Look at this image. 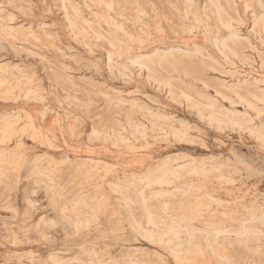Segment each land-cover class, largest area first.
<instances>
[{
    "label": "rangeland",
    "instance_id": "obj_1",
    "mask_svg": "<svg viewBox=\"0 0 264 264\" xmlns=\"http://www.w3.org/2000/svg\"><path fill=\"white\" fill-rule=\"evenodd\" d=\"M145 1L66 0L67 11L61 0H0V264H54L53 254L68 264H218L208 250L183 262L137 227L143 209L125 197L162 166L181 175L145 192H175L150 202L167 224L243 222L257 235L226 251L236 264H264V34L252 19L260 8L218 0L241 35L219 47L189 28L208 0ZM206 9L208 32L228 36ZM166 46L173 60L150 72L130 61Z\"/></svg>",
    "mask_w": 264,
    "mask_h": 264
},
{
    "label": "bare ground",
    "instance_id": "obj_2",
    "mask_svg": "<svg viewBox=\"0 0 264 264\" xmlns=\"http://www.w3.org/2000/svg\"><path fill=\"white\" fill-rule=\"evenodd\" d=\"M65 1L66 0H61V4L63 5L64 9L68 11V8L65 4L66 3ZM251 1H255L257 3L258 7L260 8V11H253L252 12L254 30H256V32H258L259 34L263 35L264 34V3H263V0H251ZM187 2L192 3L191 0H187ZM115 3H116V0H108L107 5L111 7ZM145 3H148V0H147V2L145 1ZM151 3L149 2V5H152V7H153L154 5ZM58 4H60V3H58ZM58 4H56V5H58ZM86 4H88V3H86ZM45 5H47V2ZM189 7L190 8L188 11H190L192 9L191 6H189ZM207 7H208V10H210L214 14L218 30L221 28H225V29L230 30V34L228 36L221 37L215 32H212V31L208 32V26H209L208 24H209L210 16L208 14V11L206 12ZM207 7H205V16L204 17L200 16L201 14L199 15L197 13H194V16H193L194 21H193V25L191 27H189L190 30H193L194 28H196V29L202 28L204 34L207 33L206 37H208V40L211 43H213L214 45L219 46V47L220 46L229 47L228 40H233V39L239 40L241 38V35L238 32V30L233 29V25L230 23V21H228L224 18V15L227 13V10L223 5L218 3V0H208L207 1ZM137 13L143 14V13H146V10L143 8L142 9L139 8ZM103 37L104 36L101 33H95V39H101ZM95 39H94V41H96ZM109 42L114 47V49L119 51L121 46H118L115 43H112L110 40H109ZM176 51L177 50L174 46H166L165 48L154 47L147 54L140 53L138 55L130 57V61L132 64L138 66L141 71L147 70L150 72L151 67H152L151 65H158V64H161L164 62H171V60H173L172 58H174V53ZM112 55H113V53H109V59H112ZM118 56H121V54H118ZM213 119H215V117ZM136 126L141 127L140 125H136ZM220 128L222 129V127H220ZM101 133L102 132H100L97 129L93 130V135H96V134L98 135ZM181 134H182V132H175V136H177V137L181 136ZM112 135H114V134H111V136ZM235 154H237V152ZM246 163H248V162H246ZM95 164H97V163H95ZM104 166H106V165H104ZM213 166L211 165V167H213ZM229 166H231V165H229ZM21 168H22V166H21ZM197 168H196V170H197ZM160 170L161 171L157 174L146 172L144 175H142L140 177V182L136 184V187L134 189V191L136 193V198L131 197V196L125 197V200L127 202L139 203L143 209V212H144L143 217H142L143 221L137 222V227L142 230L141 233L145 237H147L149 239V241L151 240L155 243L166 245L165 247L167 249L171 250V252L183 262L184 261L193 262L198 254H200V253L204 254L205 250L206 251L208 250L213 255V257L216 258L218 264H236L234 262V260L232 259L231 254L226 251L227 249H229L228 245H230V243H233L236 241L238 243H242L245 247H249L250 240H252L253 237H255L258 233L257 230L253 229L252 227L246 226L245 224H243V222H241L240 225L236 229H228L226 226L216 225L213 223V224L206 225L205 228L202 230L189 229V227L187 230H183V228L185 226L178 224L177 222H172L170 224H167L165 222V218L163 216L158 215L156 213V210L153 209L152 207H150V202H151V199L153 196H159V195H161V196H172V195H175V192H171L170 190L161 189L160 191H156V192H153L151 194H147L145 191L147 188L149 189V187H151L152 185H164V184L172 183L173 179H176L177 177H179L181 175V172H180V169L168 168L165 166H162ZM190 170H192V168L191 169L189 168V171ZM87 174H88V172H87ZM105 174L107 175V172ZM135 180L136 179H134V181ZM102 185H103V182H102ZM194 187H196V185L194 183L190 184V185H185L184 187H182L183 188L182 192H189ZM113 188H114V190L119 191L117 187L114 186ZM175 189H177V188H175ZM88 206H89V204H88ZM79 212L83 213L86 211L80 209ZM252 216H255V214H253ZM92 219H93V217H92ZM74 220H75V222L77 221L75 218H74ZM72 221H73V219H72ZM48 226H50V224ZM78 230H79V228H78ZM232 233L235 234L236 238H232L230 236ZM182 235L187 236V238H189V239L187 241L182 240ZM199 237L204 238L205 241L204 242L199 241L198 240ZM221 237H222L223 241L219 240V238H221ZM226 243H228V244L226 245ZM51 259L53 260L54 264H68V263H65V261H63L62 258H60L59 256L54 255V254L51 256ZM32 260L34 262H36V260H34V259H32ZM72 260H81V259L73 258ZM113 264H139V263L134 262V261H127V262L124 261L123 262V261H119L117 259H114ZM146 264H148V263H146Z\"/></svg>",
    "mask_w": 264,
    "mask_h": 264
}]
</instances>
